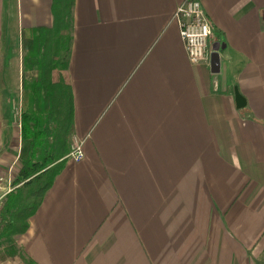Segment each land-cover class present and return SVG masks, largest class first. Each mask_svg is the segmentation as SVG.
<instances>
[{
  "label": "crops",
  "instance_id": "0c3cea01",
  "mask_svg": "<svg viewBox=\"0 0 264 264\" xmlns=\"http://www.w3.org/2000/svg\"><path fill=\"white\" fill-rule=\"evenodd\" d=\"M73 1L64 76L83 159L66 157L19 248L35 264H264V0H199L215 73L187 60L185 0ZM51 3L0 0V174L17 172L10 102L35 73L21 33L50 28Z\"/></svg>",
  "mask_w": 264,
  "mask_h": 264
},
{
  "label": "trees",
  "instance_id": "16d2710c",
  "mask_svg": "<svg viewBox=\"0 0 264 264\" xmlns=\"http://www.w3.org/2000/svg\"><path fill=\"white\" fill-rule=\"evenodd\" d=\"M73 3L52 0V26L21 33L23 67H33L35 73L27 80V91L26 79L22 82L21 148L13 182L16 188L0 215V262L17 259L22 264H35L19 248L16 238L27 232L29 219L70 153L73 104L64 72L72 41Z\"/></svg>",
  "mask_w": 264,
  "mask_h": 264
},
{
  "label": "built area",
  "instance_id": "2783aa9c",
  "mask_svg": "<svg viewBox=\"0 0 264 264\" xmlns=\"http://www.w3.org/2000/svg\"><path fill=\"white\" fill-rule=\"evenodd\" d=\"M173 20L188 62L193 66L210 65L215 30L199 0H185L178 5ZM75 162L83 159L82 144L73 139L68 156ZM13 168L0 174V215L7 197L15 190Z\"/></svg>",
  "mask_w": 264,
  "mask_h": 264
},
{
  "label": "rangeland",
  "instance_id": "374dc122",
  "mask_svg": "<svg viewBox=\"0 0 264 264\" xmlns=\"http://www.w3.org/2000/svg\"><path fill=\"white\" fill-rule=\"evenodd\" d=\"M27 66V64H26ZM25 66V67H26ZM28 81L26 80L24 83V90H28ZM22 93V90H21ZM10 107H11V111H12V115L14 118V122L16 123V125L20 126V118H21V95H20V91L18 92V95L16 96V93L13 92V96L10 102ZM13 174H14V169H13ZM15 176V174H14ZM13 176V178H15ZM0 264H22L19 260L15 259L14 261H5V262H0Z\"/></svg>",
  "mask_w": 264,
  "mask_h": 264
},
{
  "label": "water",
  "instance_id": "95a60500",
  "mask_svg": "<svg viewBox=\"0 0 264 264\" xmlns=\"http://www.w3.org/2000/svg\"><path fill=\"white\" fill-rule=\"evenodd\" d=\"M211 68H212V71L214 73L217 72V68H218V56L216 54V49L212 53V57H211ZM235 102H236V107L238 109H240V108H242V107L245 106V100L237 92L235 93Z\"/></svg>",
  "mask_w": 264,
  "mask_h": 264
}]
</instances>
